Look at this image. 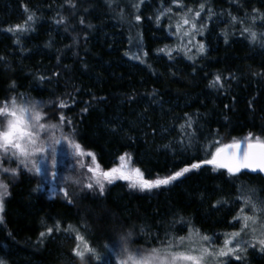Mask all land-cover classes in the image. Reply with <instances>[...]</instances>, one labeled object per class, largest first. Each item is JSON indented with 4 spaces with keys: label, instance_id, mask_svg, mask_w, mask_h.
<instances>
[{
    "label": "trees",
    "instance_id": "obj_1",
    "mask_svg": "<svg viewBox=\"0 0 264 264\" xmlns=\"http://www.w3.org/2000/svg\"><path fill=\"white\" fill-rule=\"evenodd\" d=\"M192 1L198 4L177 0L184 6L177 7L173 0H143L137 10L133 5L140 0H110L111 7L106 0H75V9H70L66 0H37L36 6L12 0L15 5L21 4L23 26L28 30L9 32V28L0 26V35H9V39L0 38V57H4L0 60V104L5 97L22 93L25 99L34 98L47 105L45 114L53 123L63 112L72 124L61 125L63 131L57 129L55 136L71 135L85 155L77 156L61 139L55 145L54 166L49 155L52 146L46 145V153L36 157L40 173L21 169L16 177L0 174L10 193L0 212V260L5 264H82L72 254L79 243L75 239L77 231L96 250L95 255L87 257L92 263L83 264L118 263L124 259L119 254L121 236L129 230L133 231L134 249L154 246L153 238L157 234L163 238L166 231L186 236L189 228L201 234L217 229L218 236L223 231H219V223L230 213L223 207L232 201L243 206L242 186L254 187L264 197V176L249 172L230 175L209 165H202L168 187L151 191L130 189L122 180L106 185L103 196L98 189L82 187L91 176L87 168L95 167L87 152L95 154L102 170L119 166V156L128 153L130 167L140 168L146 179H155L207 158V152L214 151L210 149L213 140L242 141L249 132L264 138V46L251 42L243 31L252 28L258 40L264 33V20L257 18L253 23L250 19L255 15L254 8L264 13V0ZM200 3H205L206 9L198 27L203 23L207 30L187 44L189 38L186 41L179 36L175 21L186 8L198 10ZM207 7L213 10L210 20ZM4 8L5 2L0 0V11ZM167 8L172 12L158 24L156 15ZM31 13L35 19L28 22ZM135 14L142 17L138 24L133 19ZM60 16L67 17L64 24L56 23ZM81 18L84 25L79 23ZM184 28L189 26L181 30ZM173 31L170 41L166 32ZM20 35L35 42L38 52L16 43ZM132 38L141 43H133ZM198 38L206 51L193 55L198 51ZM190 47L191 52L186 54ZM139 48L147 52L141 57L143 63L130 58L131 51L138 54ZM166 48L177 49L171 56L180 55L184 60L173 57L171 61L166 52L160 51ZM217 74L222 76L223 88L209 86ZM13 81L16 88L10 91ZM60 100L69 107L60 109ZM249 101H253L252 108ZM85 107L87 112L83 111ZM185 113L193 117V127L199 129L200 146L187 152L172 147L185 135L180 129ZM76 179L81 184L72 182ZM61 188H67L68 197ZM69 199L73 203H68ZM181 217L190 221L187 227ZM48 227L54 229L53 233L41 238L40 233H46ZM63 235L67 236L65 240ZM106 256L108 261L102 259ZM253 262L264 264V258L247 255L245 260L227 264Z\"/></svg>",
    "mask_w": 264,
    "mask_h": 264
},
{
    "label": "snow or ice",
    "instance_id": "obj_2",
    "mask_svg": "<svg viewBox=\"0 0 264 264\" xmlns=\"http://www.w3.org/2000/svg\"><path fill=\"white\" fill-rule=\"evenodd\" d=\"M70 9H75L77 3L75 0H66ZM111 7L110 0H106ZM143 0H140L139 4H134L133 7L137 10ZM173 3H177V0H173ZM177 7H184L177 3ZM206 4L200 3L198 10L193 8H186V10L180 15V21L176 26L177 33L181 32L182 26H190L188 30L183 31L182 36L190 37L187 44H192L196 35H202L205 24L198 22L201 20V15L205 12ZM25 11H28L27 8ZM85 11H87L85 9ZM254 16L250 19L253 23L257 18L264 20V13H260L258 9H253ZM172 9H163L156 15L155 19L159 24L161 18L168 13H171ZM213 15V10L207 7V16L210 20ZM120 18L123 19V11L120 12ZM35 14L31 13L27 16L28 22H33ZM134 21L138 24L142 17L139 14L133 16ZM234 22L237 21V17H232ZM67 17L60 16V19L56 21L57 24H64ZM81 25L85 24V20L81 18L79 20ZM91 27V25H88ZM27 26L17 25L15 28H9V32H21L27 31ZM67 30V29H65ZM244 32H247L251 42H260L264 46V33L260 34L258 40V33L250 27H245ZM87 39V37H85ZM227 34H225V43H227ZM19 43V40L16 41ZM177 49H160L162 52L171 57L172 52ZM206 47L204 43L198 42V53H205ZM191 52V48H186V54ZM147 56V52L143 53ZM132 59L140 60V55H133ZM189 60H194V56L188 55ZM4 57H0L3 60ZM53 75L59 76V73ZM175 75V73H173ZM260 75V74H257ZM40 79H45L41 76ZM210 87L223 88L225 84L222 82V76L217 74L213 81L209 85ZM16 85L13 81L10 86V91L15 90ZM157 95L153 90V96ZM74 102V98H73ZM47 105L42 104L39 100L34 98L25 99L22 93L13 95L11 97H5L2 104H0V174H10L12 177H16L20 174L21 169L28 172L35 171L41 172V164L36 159L40 154H44L47 151L46 145L52 146L51 156L53 166L55 165V145L60 143L61 139H65L69 145L73 148L77 156H84L85 152L82 150V146L79 142L73 141L71 135L57 138L55 131L61 129V125L72 124V120L68 119L63 112L59 114L58 122H51L50 118L45 114V108ZM60 109L69 107V105L60 100L58 103ZM227 107V106H226ZM253 107V101H249V108ZM84 112L88 111V107L83 109ZM186 120L184 124L180 125V129L185 133L184 137L178 144L172 145L178 151L182 150L187 152L189 149L196 147L199 149L197 143L198 128H194L195 123L193 117L185 113ZM192 129V131H188ZM74 130V128H73ZM116 131V129H113ZM164 147H169L165 145ZM210 149L207 152V158L197 163H191L188 166L182 167L179 170L172 172L163 178L146 179L144 172L138 167H130L131 156L128 153H124L119 156L120 164L117 167H112L109 170H102L99 163L96 161L95 154L87 152L86 155L91 158L95 167H88L87 172L91 173V176L87 178V182L83 183L82 187L87 190L98 189L99 195L103 196L106 185H111L117 180L127 181L128 187L133 190L139 191H151L153 189H159L161 187H168L174 182L184 178L186 174L199 170L202 165H209L215 170H226L230 175H236L242 170L247 169L252 173H264V138L261 136H254L249 132L242 141L233 139L230 143H223L220 140H213L210 145ZM15 164V167L11 165ZM82 168L84 165H80ZM55 175V173H53ZM71 179V178H69ZM76 184H81V180L76 179L72 181ZM9 185L3 180H0V212L4 209V199L10 193L8 191ZM65 197L69 196L67 188H61L60 190ZM241 195L243 197V207L239 209L240 215L236 218L242 221V225L238 231H233L229 234L223 242V246L216 247L215 241L212 240L206 234H201L197 229H188L186 236H177L169 231H166L164 237L161 238L157 234L153 239L156 244L149 245L145 248H132L133 243V231L129 230L126 234L121 236L122 248L119 253L124 259L121 260V264H227L229 258H234L237 261L246 259L249 248L256 249L260 252H264V197H261L258 193L259 190L254 187L242 186ZM68 203H73L71 199ZM217 203H222L217 201ZM216 205H213L215 207ZM247 209V212L245 211ZM180 221L187 227L190 221H185L183 217ZM70 230L76 231L71 225L68 226ZM59 230V226H57ZM54 229L48 227L45 232L40 233V237L43 238L46 234L51 235ZM144 231L143 228L140 229ZM75 239L79 243L73 248L72 254L74 257L81 260L82 264L86 257L95 255L96 250L89 245L83 235H80L77 231ZM0 264H5L3 260H0Z\"/></svg>",
    "mask_w": 264,
    "mask_h": 264
},
{
    "label": "rangeland",
    "instance_id": "obj_3",
    "mask_svg": "<svg viewBox=\"0 0 264 264\" xmlns=\"http://www.w3.org/2000/svg\"><path fill=\"white\" fill-rule=\"evenodd\" d=\"M2 1V0H1ZM19 3H24V4H29V5H31V4H34L35 6H36V4H37V0H17ZM49 1H51V0H49ZM4 2H5V8H4V11L2 12V11H0V26H2V27H5V29H8V28H15V26H17V25H20V26H23L24 24H25V21H24V19H23V12L21 11V9H20V5L18 6V5H15L13 2H12V0H4ZM195 1H192V0H189V3L190 4H193ZM196 4H198V2H195ZM17 6V7H16ZM37 7H39V5H37ZM148 8V7H147ZM32 10L33 11H35L36 10V8L34 7V9L32 8ZM149 11H150V8L148 9ZM146 12H148V11H145L144 13H146ZM149 13V12H148ZM180 13V12H179ZM180 15H182V14H180ZM4 18V19H3ZM3 20H6V23H3ZM200 22H203L202 20L200 21ZM178 23H180V24H182L181 22H180V19H178V21H175V24L177 25ZM225 24V22H223V21H221V23L220 24ZM184 27H187V26H184ZM190 27V26H189ZM186 30H188V28H184L183 30H181V32L179 33V36L182 38V39H184V40H186L185 38H187V37H184V36H182V33H183V31H186ZM205 30H207L206 28H204V31H203V34L202 35H198V36H204V33H205ZM8 31V30H7ZM134 31H135V29H134ZM48 32H49V30H48ZM210 33H211V31H210ZM166 34L168 35V40H173V34H174V31L173 32H170V33H167L166 32ZM197 36V35H196ZM195 36V37H196ZM214 36V35H213ZM8 38L9 39V35L7 36V35H5V34H2V35H0V38L3 40L4 38ZM188 38H190V37H188ZM187 38V39H188ZM19 40H20V44H22L23 45V48L24 47H26V48H28L31 52H34V53H37L38 52V50H39V48H38V46H36L35 45V42H32V41H29V40H26V38L25 37H22V35H20L19 36V38H18ZM134 39V40H133ZM196 40H199L200 41V43H202L203 42V40H201L200 38H198V39H196ZM195 40V41H196ZM132 41H133V43H135V42H139V43H141V41H140V39L138 40L137 38L135 39V38H132ZM167 41V40H166ZM187 41V40H186ZM198 41V42H199ZM194 42V40L192 41V43ZM198 42H196V43H198ZM133 43H132V45H133ZM180 48L182 47V45L180 44V43H178L177 44ZM191 48V47H190ZM18 51V50H17ZM137 52H139L138 54H135L136 53V51H134L133 50V52L131 51V53H132V55H140L141 57L143 56V53H142V51H141V49L139 48L138 50H137ZM186 52V51H185ZM162 53H164V52H162ZM193 53V55H198V51H195V52H192ZM168 56V55H167ZM132 57V56H131ZM130 57V58H131ZM173 57H179L180 58V60H184V59H181V56L180 55H174V56H171V57H169L170 58V60L171 61H174V59H173ZM135 60L136 59H132L131 58V61H133V62H135ZM165 61L166 60H168V59H164ZM130 63H127V65H129ZM171 65H173V64H170V65H168V66H171ZM131 66V65H130ZM150 104H151V106H154V104L153 103H149L148 104V106H150ZM262 197V196H261ZM229 207V208H228ZM241 207H243V206H241L240 204H238L236 201H232L230 204L228 203V206H226V207H223V210H229L230 209V213H229V215L227 216V218L225 219V220H222L221 222L223 223H219V224H221V225H219L220 227H222V228H220L219 229V231L221 230V229H223V231H222V233L221 234H219L218 233V236L215 234V232H217V229H214V230H211L208 234H206V235H208L209 237H211L212 238V240L213 241H215V246L216 247H221V246H223V242H224V240L226 239V238H228L229 237V234L231 233V232H233V231H238L239 230V228L241 227V225H242V221H239V220H237L236 218L240 215V212H239V209L241 208ZM245 211L247 212V209H245ZM205 220H207V219H204V221ZM214 235V236H213ZM62 238H63V240H65V238H67V236H65L64 237V235L62 236ZM77 245V244H76ZM247 255L249 256V258H264V252H260L259 250H258V247L256 248V249H253V248H249V250H248V253H247ZM247 257V256H246ZM108 256H106V257H102V259L103 260H106V261H108ZM85 261H87V262H89V263H92L91 262V259H88L87 257H86V259H85ZM115 262V263H114ZM229 262H237V260H235L234 258H229L228 260H227V263H229ZM113 263L114 264H121V260H119V262L117 263V261H113ZM252 264H254V262L252 263Z\"/></svg>",
    "mask_w": 264,
    "mask_h": 264
},
{
    "label": "water",
    "instance_id": "obj_4",
    "mask_svg": "<svg viewBox=\"0 0 264 264\" xmlns=\"http://www.w3.org/2000/svg\"><path fill=\"white\" fill-rule=\"evenodd\" d=\"M225 171H226V170H225ZM241 172H249V173H252V172H250V171L247 170V169H244V170H242ZM253 174L264 176V173H253Z\"/></svg>",
    "mask_w": 264,
    "mask_h": 264
}]
</instances>
